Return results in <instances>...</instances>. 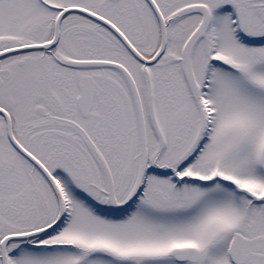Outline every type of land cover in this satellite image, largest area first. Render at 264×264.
<instances>
[{"label": "snow or ice", "instance_id": "1", "mask_svg": "<svg viewBox=\"0 0 264 264\" xmlns=\"http://www.w3.org/2000/svg\"><path fill=\"white\" fill-rule=\"evenodd\" d=\"M0 264H264V0H0Z\"/></svg>", "mask_w": 264, "mask_h": 264}]
</instances>
